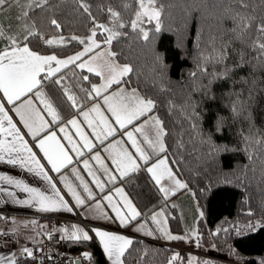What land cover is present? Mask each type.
Segmentation results:
<instances>
[{
  "label": "trees",
  "instance_id": "1",
  "mask_svg": "<svg viewBox=\"0 0 264 264\" xmlns=\"http://www.w3.org/2000/svg\"><path fill=\"white\" fill-rule=\"evenodd\" d=\"M35 1L28 10L33 35L27 33L23 42L41 54L76 51L82 45L77 40L59 46L45 41L63 34L85 37L111 9L126 21L122 35L110 44L113 58L133 68L121 83L155 101L153 111L162 122L171 166L203 211L199 233L227 221L219 234L239 256L227 264H264V49L259 46L264 33L258 30L264 25V0H156L160 31H149L148 40L128 24L137 0ZM73 72L68 68L60 74L68 76L69 89L84 103L87 96L81 89L88 90L99 78L84 70ZM126 188L143 215L163 201L144 170ZM249 218L260 224L243 233L229 227ZM169 226L183 229L176 214L169 217ZM65 247L104 264L92 240L66 241ZM175 249L134 238L123 263L168 264ZM185 254L177 264H184Z\"/></svg>",
  "mask_w": 264,
  "mask_h": 264
},
{
  "label": "crops",
  "instance_id": "2",
  "mask_svg": "<svg viewBox=\"0 0 264 264\" xmlns=\"http://www.w3.org/2000/svg\"><path fill=\"white\" fill-rule=\"evenodd\" d=\"M7 4H10V6L12 5V9L9 6L8 12L10 14H13L17 7L19 9L22 7L20 5L16 6V2L12 4L8 2V0L6 5ZM13 20L14 16H8L6 18L3 14L0 15V23L10 24L8 32L12 31L14 28V26H12L14 24ZM16 22L17 21H15V24L17 25L18 23ZM21 33H24L23 29H18L15 33L10 35L8 33H3V36L0 37V51L10 49L11 41L9 40V37H16L19 40V34ZM55 39L56 38L53 36L47 38L46 40ZM93 40L97 41V38L94 36ZM88 43L90 42L86 39L85 43H82L79 49L64 56H58L54 53L39 54L44 56L55 55L57 59L66 60L70 56H75L77 53L83 52ZM24 44L25 43L23 41H20L21 47L24 46ZM55 44L53 43L51 45L59 46ZM96 44L98 47H94L91 53H85L81 57L80 61H75L72 64H67L66 66H60L59 72L55 71L58 66L55 61H53L51 63L53 74L43 82V87L40 89L45 94L46 98L52 102L53 107L56 108L57 112H59L61 116V121H63V123H61V121H57L55 125L50 123L49 127L52 132L57 134V138L60 140L61 144L65 146V149L68 151L72 160L70 165H65L59 172L51 171V165H49L47 160L43 158V152L35 146L37 143L36 138L28 134L27 128L24 127V125L20 122L19 116L12 110L14 105L9 104L6 99H3V93L0 92V104L4 105V109L12 118L13 124H15L20 130V135L23 136L24 140L27 141L28 146L32 148V151L36 154V159L44 165V171L48 173L49 177H51V184H55L56 186L55 190H53L51 184L45 180L43 176H37L35 171H29V167H35L30 162L26 161L23 166H21L20 163L15 165L9 164L7 163L8 153H3L4 160H0V209L6 208L7 213L0 211V218L6 221L0 227L1 264H10L13 259L19 257L23 253L21 245L22 240L36 242L39 241L48 231L57 229L49 217L51 214H62L69 217L78 216L80 218L79 221L71 220L66 223L62 232L64 238L66 241L85 240L83 238V233L86 232L89 237L87 240L94 241L100 247L104 258V264H114L115 257L110 258L104 251V246L100 242V237L96 235L93 229H99L104 232L124 236L131 241L134 238H140L152 242L176 244L181 246H184L182 243L186 239L198 235L197 223L199 218L203 217V211L186 182L172 168L166 152H160L157 150L155 154H153L151 147L144 142L142 134L134 133V137L139 145L144 148L146 153L149 154V162L146 163L145 161H141L138 159L136 149L133 147L132 143L128 140V137L125 134L126 131H133L134 127L143 125L144 121L149 118V115L159 119L157 114L152 109L150 113H146L144 116L139 117L138 120L133 121L131 125H126L125 128L122 129L118 124H116L115 119L107 110V106L103 102L104 95H111V93L117 92L120 88H123L128 92L135 88L125 86L122 83L119 85L113 84L100 96H96L95 92H91V95L87 96L86 101L83 103L85 99L81 101L80 98H78L67 86L70 90V94L77 97L78 106L72 107V102L67 100L64 88L67 85L68 76L62 75L60 72L68 68H71L74 72L77 70H85L86 72H89L87 67L79 68L76 65L89 60L92 56H96L97 53L110 51L107 43L96 42ZM30 50L32 49L30 48ZM112 59L114 58L112 57ZM115 62L118 63L116 60ZM118 64L124 65L122 63ZM45 72H47V68L45 69ZM43 75L44 73H41V76ZM61 78V84L55 83L56 80H61ZM98 78L97 82L90 85L88 89L89 91L92 89L93 84L99 86L104 82V78L102 76H98ZM25 98L32 99L34 106L43 110L44 105L40 102V100L35 98L34 94ZM23 99L24 98H22L21 102H23ZM93 104L100 106V110L106 117H108L110 125L115 129L114 134L112 136H108L106 139L103 136L97 139V137L92 134L93 129L90 128L86 122H84V117L79 114L81 110L85 112L89 111ZM41 115L45 120L51 122V117L46 111H42ZM94 116L95 113H91L89 119H92ZM74 117L79 122L81 131L84 132L88 140L94 146L92 149L84 148L79 135L76 134V129L72 125L67 124V121L73 119ZM7 127L8 125L5 121L4 128L7 129ZM61 127L65 128V132L68 133L74 143L80 144V151L83 153L82 158L78 156L76 152L71 151L69 141L64 139L65 132L60 131ZM47 131L48 130L46 129L45 133L41 134L39 138L43 139V136L47 134ZM97 131H99V129H97ZM155 131L154 122L150 121L148 125H145V132L148 134L150 139H155ZM161 139L165 147L163 137H161ZM0 140L10 142L12 137L9 136L7 132H4L0 133ZM114 141H120V146L116 149H109L108 146L113 144ZM119 147H122L124 150L134 155L136 162L141 166L139 170H144L146 172L149 180L157 188L163 199L161 205L147 214H142L140 207L137 205L126 188V182L128 180H132L137 171L130 172L127 176L121 177L119 171L116 170L115 164L112 162V157L115 155L116 151L119 150ZM97 153H99L103 165L109 169V173L116 177L113 181H108V177L104 174L101 163L91 159V157ZM23 155L27 156V153H24ZM13 156H15L14 153ZM158 159H165L167 166L172 169L175 179L179 180L187 187H177L174 182L170 180H164L161 182V185H157L151 178V174L147 172V167L155 164ZM85 160L89 162V169H91V172L93 173L92 175L89 174V169H85L84 167ZM74 168L77 170L79 178H77V175L73 174L72 170ZM94 178L101 181L104 185L103 189L97 187L96 183L93 182ZM16 181H22L23 183L17 184ZM84 184H87L89 190L91 191V197H89L88 193L84 191ZM25 185H27L28 188L40 189L45 196H49L52 199H58L56 196V192H58L59 197L63 198L64 202L72 209V211H67L65 208L60 206H57L54 210H42L38 199L34 198L33 193L25 190ZM161 186L168 188L169 192L167 195L160 191ZM117 188L123 190L124 196L131 201L135 210L140 213V215L135 219H132L131 216L128 215L129 210L124 207L123 204L124 197L115 191ZM72 192L77 193L80 198L84 200V204L78 205L76 199L72 195ZM105 196L110 197L111 203H109V200L104 199ZM22 201H29V203H22ZM97 201H99V208L96 207ZM113 207H116L122 212V214L127 216V223L123 226L120 223V219L117 218L116 212L113 211ZM174 213L177 214L183 224V230L181 232L173 231L169 226V217ZM155 214L158 215H156V219L153 220L152 217ZM82 221L92 222L93 225L84 226ZM110 228L116 230H112ZM73 233H75L79 239H74ZM170 236H179L182 237V239H170ZM129 245L124 248L123 254L119 257L120 264H124L123 255Z\"/></svg>",
  "mask_w": 264,
  "mask_h": 264
},
{
  "label": "snow or ice",
  "instance_id": "3",
  "mask_svg": "<svg viewBox=\"0 0 264 264\" xmlns=\"http://www.w3.org/2000/svg\"><path fill=\"white\" fill-rule=\"evenodd\" d=\"M46 0H40V3H44ZM7 3V0H0V6H3ZM140 5V10L136 13L137 19L132 21V28L135 30L139 28L142 33L143 39L148 40L149 34L147 31H144L143 28H140L139 20L142 16H147L149 20L156 21V31H160V10L155 7L156 0H138ZM39 6V5H37ZM81 7L84 8L85 12L88 11V6L81 2ZM127 7V5H125ZM26 16L27 13L25 12ZM113 17L117 16V13H112ZM51 23L56 27H60L56 20H52ZM119 23V21H117ZM122 26V25H121ZM99 27H104L100 25ZM110 34L106 38L105 43L111 44L112 40L121 35V33L114 32L111 29H106ZM260 32L264 33V25H261L258 29ZM95 31L92 32V35L87 37V41L90 42L87 44L83 52L77 53L75 56H70L66 60L57 59L55 55H40L36 51L30 50L27 43L24 46H20V41L16 37H9L11 41L10 49H5L0 51V92L3 93V99H6L9 104H13V111L19 116L20 122L28 130V134L35 137L37 140L36 147L43 152V158L47 160L48 164L51 165V171L59 172L62 167L65 165H70L72 160L68 154V151L65 149V146L61 144L60 140L57 138V134L51 131L49 124L55 125L57 121H61V116L57 112L56 108L53 107L51 101H49L45 94L40 90L43 87V82L47 80L53 74V69L51 68V63L55 61L58 66L55 71L59 72L60 66H66L67 64H72L75 61H80L81 57L85 53H91L94 47H98L96 41L93 40L95 36ZM31 31L28 32V36H32ZM3 36V32L0 31V37ZM63 38H61L62 40ZM76 39V37H73ZM27 40V36H25ZM46 44L56 43L55 40H46ZM85 43V41H81ZM261 49H264V44L259 45ZM115 53L106 51L97 53L96 56L90 57L89 60L84 61L83 63H78L76 66L79 68L87 67L90 73H95L97 76H102L104 82L99 86L93 84L92 89L86 90L81 89L82 92H85L86 96H90L91 92H95L96 96H100L102 93L106 92L113 84L119 85L122 80L121 78L127 76L130 72L133 71V68L128 65H120L115 62L112 57H115ZM223 55V54H221ZM47 68V72L45 69ZM41 73H44L41 76ZM84 80H88V76L83 77ZM55 83L61 84V80H56ZM65 95L67 100L71 101L72 107L78 106V100L75 95L70 94V90L64 88ZM35 95V98L40 100L44 105L43 110L38 109L34 106L32 99L25 98L27 96ZM23 99V102L21 100ZM15 102V103H14ZM104 104L107 106V110L111 113L112 117L115 119L116 124L120 128H125L126 125H131L133 121L138 120L139 117L144 116L146 113H150L151 110L155 107V101L151 98L141 96L136 89H132L130 92L126 91L123 88H120L117 92L111 93V95H104ZM42 111H46L47 114L51 117V122L44 119L41 115ZM91 113H95V116L92 119H89ZM84 117V122L93 129V135L99 139L103 136L105 139L108 136H112L115 132V129L110 125L108 117L100 110V106L93 104L92 108L89 111H80L79 113ZM7 122V129L4 128V122ZM154 122L155 127V139H150L148 134L145 132V125H148L149 122ZM63 123V121H61ZM68 125H72L76 129V134L79 135L82 146L87 149H92L94 146L88 140L84 132L81 131L79 127V122L74 117L71 120L67 121ZM162 122L154 116L149 115V118L144 121L143 125H138L134 127L133 131H126L125 134L128 137V140L132 143L133 147L136 149V154L138 159L141 161L149 162V154L145 152L137 140L134 137V133H140L143 136L144 142L147 143L153 154L157 150L160 152L165 151V147L161 137L164 136V129L161 126ZM43 139H40V135L45 133ZM99 129V131H97ZM61 132H65V128H60ZM7 132L9 136L12 137L10 142L5 140H0V160H4L3 153H8L7 163L17 164L20 163L21 166L25 162H30L35 167H29V171H35L37 176H43L51 184V177L48 176V173L44 171V165L36 159V154L32 151V148L28 146L27 141L24 140L23 136L20 135V130L13 124L12 118L4 109V105L0 104V133ZM64 139L69 141L71 145V151L76 152L78 156L83 157V153L80 151V144L74 143L71 137L65 132ZM120 141H114L113 144L109 145V149H116L120 146ZM13 153L15 156H13ZM27 153V156L23 154ZM92 160L98 161L101 163V167L104 170V174L107 175L108 181H113L116 177L109 173V169L103 165L100 159L99 153L91 157ZM112 162L116 166V170L119 171L121 177H125L130 172H135L140 169V165L136 162V158L132 153L127 152L122 147H119V150L116 151L115 155L112 157ZM85 169H89V162L84 161ZM73 174L77 175L79 178L77 170L74 168ZM147 172L151 174V178L155 181L157 185H161V182L164 180L173 181L177 187L185 188V184L181 183L179 180L175 179L173 171L166 164L165 159H158L155 164H152L150 167H147ZM89 174L92 175L91 169H89ZM63 179V177H62ZM10 180V178H9ZM11 182V180H10ZM94 183L97 187L103 189L104 185L99 179L94 178ZM17 184H22V181H16ZM53 190H55V184H51ZM84 191L88 193L89 197L92 196L91 191L89 190L87 184L83 185ZM26 191H29L34 194V198L38 199L40 207L44 211L54 210L57 206L65 208L67 211H72L71 208L67 206L62 197H59V193L56 192L58 199H52L49 196H45L43 192L38 188H28L27 185L24 186ZM71 191V189H70ZM117 193H120L124 199L123 204L128 211V215L132 219H135L140 215L139 212L135 210L131 201L127 199L123 194L122 189H115ZM160 191L168 194V188L163 186L160 187ZM73 197L76 199L78 205L84 204V200L80 196L72 192ZM105 200H109L111 203L110 197L105 196ZM22 203H29V201H22ZM96 207L99 208V201H97ZM113 211L116 212V216L120 219V223L123 226L127 223V216L122 214V212L113 207ZM251 214V213H250ZM155 214L152 219H156ZM75 227V226H74ZM254 227V226H252ZM82 231V230H80ZM97 236L100 237V242L104 246V251L108 254L110 258L115 257L114 264H120L119 257L123 254L124 248L127 245L131 244V240L127 239L124 236L115 235L113 233L104 232L99 229H93ZM74 239H79L78 236L73 233ZM83 238L87 240L88 234L83 233ZM170 239H182L179 236H170ZM27 253L29 256L32 255V252L25 248L22 250ZM85 256L88 253H84ZM175 259V257H173ZM191 264V261H190ZM203 264H208L207 261Z\"/></svg>",
  "mask_w": 264,
  "mask_h": 264
},
{
  "label": "rangeland",
  "instance_id": "4",
  "mask_svg": "<svg viewBox=\"0 0 264 264\" xmlns=\"http://www.w3.org/2000/svg\"><path fill=\"white\" fill-rule=\"evenodd\" d=\"M8 2L14 4L16 2V6L20 5L22 6L21 9H19L17 7V9L13 12V14H10L9 11V6L10 4H5L3 6H0V15L3 14L4 17H8L14 16V24L12 26H14V28L12 29V31L8 32V27L10 24H5V23H0V31H2L3 33H8L13 34L16 32V30L18 29H23L24 33L19 34V41H24L25 36L27 35V33L29 31H31L32 26H31V20L29 19V15H28V10L33 6L34 2H36L35 0H8ZM145 2H147V0H145ZM12 6V5H11ZM10 6V8H11ZM155 7L157 9L160 10V19H161V7L160 5L157 3L155 4ZM12 9V8H11ZM140 10V5L138 3L137 0V7L135 9V12L133 14V17L129 19L128 24L131 26L132 25V21L137 19L136 13ZM27 11V15L25 16L24 13ZM115 12L117 13L116 17L112 16V13ZM15 21H17L16 23H18L17 25L15 24ZM23 21V22H22ZM117 21H119V23H117ZM24 22H27L29 25L25 24ZM161 23V22H160ZM8 25V26H7ZM100 25H103L104 27H99ZM122 25V26H121ZM126 25V21L121 19L118 12L114 9H111L108 12V16L107 18L96 24V29L92 30L90 32L89 35L83 37V36H77V35H67V34H63V35H58L57 39H56V44L55 45H61L63 43H68L70 41L73 40H77V41H85L87 39V37L92 35V32L95 31V37L97 38V43L100 42H105L106 38L109 36V32L106 29H111L114 32H118V33H123L122 31V27ZM139 25L140 28H143L144 31H147L149 33V31H151L152 29L156 28V21L155 20H149L147 18V16H142L139 20ZM132 27V26H131ZM16 28V30H15ZM30 28V29H29ZM139 29V28H137ZM27 31V32H25ZM142 34V33H141ZM118 35V36H121ZM73 37H76V39H73ZM117 37V36H116ZM55 38V37H54ZM61 38H63L61 40ZM94 38V36H93ZM110 52L111 48H110V44H108ZM66 85V84H64ZM68 85H66L67 87ZM68 88H70L68 86ZM176 214V213H174ZM177 215V214H176ZM6 221H4V219L0 218V227L5 223ZM199 224V223H198ZM197 224V225H198ZM223 226H217L216 228L212 229V230H206L205 233L198 231V235H196V238H193L194 243H190L193 242V240H189L186 239L181 247H186L188 248V251H186L185 253V259H184V264H203V262L207 261L208 264H227L229 262L232 261H236L238 260V253L236 252V250H234L230 243L227 241V237L223 234H219V232H221V229H223L224 227H226L227 225V221H225L223 223ZM260 224V221H258V219H252L249 218V220L246 221H238V222H234L231 225H229L230 228L233 229V231H235L236 233H243L246 231H250L252 229H255L258 225ZM254 226V227H252ZM183 230V229H182ZM222 235V236H221ZM192 238V237H191ZM190 244V245H189ZM182 252L179 249H175L171 259L169 260L168 264H177L178 261H180L181 257H182ZM173 257H175V259H173ZM1 264V263H0Z\"/></svg>",
  "mask_w": 264,
  "mask_h": 264
},
{
  "label": "built area",
  "instance_id": "5",
  "mask_svg": "<svg viewBox=\"0 0 264 264\" xmlns=\"http://www.w3.org/2000/svg\"><path fill=\"white\" fill-rule=\"evenodd\" d=\"M1 212H6V208H1ZM57 227L55 230L48 231L39 241L22 240V249H29L32 255L29 256L23 252L19 257L13 259L10 264H76V260H79V264H98L94 262L89 255L85 256L84 251H78L72 253L65 247L66 239L62 232L68 221H79V217H69L62 214H51L49 216ZM84 226L93 225L92 222L82 221ZM96 225V224H94ZM112 229V228H110ZM116 230V229H112ZM160 244V242H157ZM175 246V245H173ZM181 251H188V248L175 246Z\"/></svg>",
  "mask_w": 264,
  "mask_h": 264
},
{
  "label": "bare ground",
  "instance_id": "6",
  "mask_svg": "<svg viewBox=\"0 0 264 264\" xmlns=\"http://www.w3.org/2000/svg\"><path fill=\"white\" fill-rule=\"evenodd\" d=\"M54 37L57 39L58 35H56V36H54ZM56 39H55V40H56ZM56 43H57V42H56ZM64 44H66V43H63V44H61V45H64ZM84 71H85V70H84ZM234 262H235V261H234Z\"/></svg>",
  "mask_w": 264,
  "mask_h": 264
},
{
  "label": "water",
  "instance_id": "7",
  "mask_svg": "<svg viewBox=\"0 0 264 264\" xmlns=\"http://www.w3.org/2000/svg\"><path fill=\"white\" fill-rule=\"evenodd\" d=\"M76 264H79V260L78 259L76 260Z\"/></svg>",
  "mask_w": 264,
  "mask_h": 264
}]
</instances>
